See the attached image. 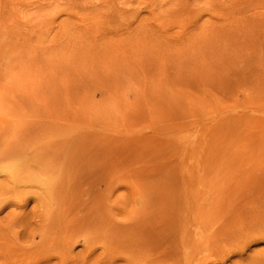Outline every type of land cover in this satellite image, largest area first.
Wrapping results in <instances>:
<instances>
[{"label":"rangeland","instance_id":"obj_1","mask_svg":"<svg viewBox=\"0 0 264 264\" xmlns=\"http://www.w3.org/2000/svg\"><path fill=\"white\" fill-rule=\"evenodd\" d=\"M0 264H264V0H0Z\"/></svg>","mask_w":264,"mask_h":264}]
</instances>
